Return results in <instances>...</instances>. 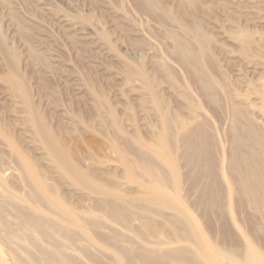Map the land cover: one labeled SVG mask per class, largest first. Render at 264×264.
I'll return each instance as SVG.
<instances>
[{"label": "bare ground", "instance_id": "6f19581e", "mask_svg": "<svg viewBox=\"0 0 264 264\" xmlns=\"http://www.w3.org/2000/svg\"><path fill=\"white\" fill-rule=\"evenodd\" d=\"M143 4L149 12L158 8L153 0H144ZM171 20L180 31H186L177 19ZM173 39L171 54L192 80L182 88L189 92L193 83L198 98L211 105L222 102L230 115L226 131L229 152L221 148L218 127L201 113L199 102H188L189 97L180 96L186 102L171 111L146 83L144 72H139V77L157 120L150 138L129 137L126 128L112 116L110 126L115 138L101 146L83 140L81 149L55 132L39 114L30 88L14 81V94L22 106L16 130L25 141L21 144L0 128V154L6 158L5 163L0 162V264H7L6 255L11 264H264V255L240 231L231 211L234 198H238L241 207L264 212V131L260 127L263 123L258 125V121H264V93H258L259 107L238 100L215 71L203 63L195 65L197 56L184 41L177 36ZM204 41L207 46L211 43L208 37ZM200 58L203 60V56ZM208 61L215 63L211 54ZM181 111H187V117ZM254 113L261 117L256 118ZM89 127L87 122L80 123L75 132L81 128L84 133L92 132ZM104 151L112 157L107 154L106 161L110 159L115 165L101 161L104 156L96 158ZM111 169L119 174L117 178H106ZM58 185L66 195L82 201L80 209L57 193ZM190 194L197 197L192 205L227 210L228 220L242 239L241 249L228 244V248L222 247L223 256H214L215 251L187 210L190 204L186 197ZM95 202L103 205L106 218L90 210ZM155 222L174 227L178 241L191 240L192 246L176 245V240L158 243L157 249L137 243V223L150 229ZM97 238L105 242L98 245Z\"/></svg>", "mask_w": 264, "mask_h": 264}, {"label": "rangeland", "instance_id": "374dc122", "mask_svg": "<svg viewBox=\"0 0 264 264\" xmlns=\"http://www.w3.org/2000/svg\"><path fill=\"white\" fill-rule=\"evenodd\" d=\"M153 1L158 8L149 12L143 6L144 0H0V128L21 144L25 141L24 135L16 130L22 106L12 82L18 81L30 88L42 118L74 148L81 149L83 140L101 146L116 136L110 126L112 116L126 128L124 132L128 136L148 140L157 120L139 77V72H144L146 83L171 111L178 110L186 102L184 98L199 102L201 113L218 127L221 148L229 152L230 138L226 131L230 115L221 96V104L211 105L204 98H198L200 95L193 83L191 91L183 89L192 80L171 54L173 37L184 41L196 54L195 65L203 63L215 71L218 80L224 81L228 90L232 88L233 96L257 103L259 107L258 93H264V0ZM170 18L177 19L186 31H180ZM204 37L211 39L209 46ZM210 54L214 64L208 61ZM186 112L180 114L187 117ZM258 113L254 115L259 119L262 112ZM83 122L90 125L92 132L84 133L83 128L75 132ZM258 125L264 131V121H258ZM244 150L245 147L241 149ZM103 153L96 154V158L100 160L104 156L105 160L101 161L105 162L109 154ZM3 157L0 154V162L5 163ZM227 158L225 155V162ZM106 162L115 165L110 159ZM105 175L115 179L119 174L111 169ZM62 188L58 185L57 193L80 209L82 201L66 195ZM186 199L190 204L189 215L215 251L214 256H223L222 247L228 248V244L242 248V239L228 220L224 207L192 205L197 199L193 194ZM203 199L210 201L208 197ZM90 210L107 216L102 204L92 203ZM231 211L240 231L264 255V221H261L264 212L241 207L238 198H234ZM97 240L98 245L105 242ZM175 240L179 242L172 226L155 222L154 228L147 229L137 223V243L157 249L156 244ZM192 244L190 240L176 245ZM4 261L11 264L8 255Z\"/></svg>", "mask_w": 264, "mask_h": 264}]
</instances>
